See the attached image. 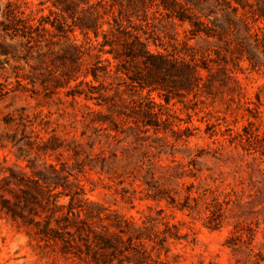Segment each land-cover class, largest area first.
I'll list each match as a JSON object with an SVG mask.
<instances>
[{
  "label": "rangeland",
  "instance_id": "374dc122",
  "mask_svg": "<svg viewBox=\"0 0 264 264\" xmlns=\"http://www.w3.org/2000/svg\"><path fill=\"white\" fill-rule=\"evenodd\" d=\"M59 8L57 0H0V170L34 177L40 170L50 174L53 165L66 177V193L131 223L140 239L89 250L79 242L66 252L40 238L21 213L0 209V264H138L136 252L149 264H264L262 58L251 66L234 52L232 35L187 41V24H171L155 7L146 8L151 27L145 29L158 44L152 50L177 49L192 64L183 51L188 43L211 60L209 70L196 61L200 78L189 87L167 76L154 91L144 90L141 97L161 105L155 125L144 126L147 101L128 78L141 68L131 64L125 71L101 53L93 79L101 31L85 36L68 18L60 36ZM106 21L113 25L104 15V31ZM108 41L104 50H120L115 37ZM71 43L83 54L77 61ZM7 174L0 175V195L28 191L46 212L30 186ZM23 215L34 218L26 209Z\"/></svg>",
  "mask_w": 264,
  "mask_h": 264
},
{
  "label": "trees",
  "instance_id": "16d2710c",
  "mask_svg": "<svg viewBox=\"0 0 264 264\" xmlns=\"http://www.w3.org/2000/svg\"><path fill=\"white\" fill-rule=\"evenodd\" d=\"M57 1L60 3L59 11L63 22H58L55 30L60 36H62L68 18L71 19L73 27H77L85 36L89 31H93L97 37L98 32L101 31L103 43L100 44L101 49L95 55L97 61L90 70L93 79L97 80L99 76L101 67L97 64L103 62L100 59V54L108 53L114 60L119 61L118 66H121L125 71L131 64L141 68V70L137 69L132 76H128L133 87L139 91L140 97L144 90H147L149 94L157 89V86L165 83L167 76L179 78L185 87L191 86L200 78L199 65L196 61L202 63L200 66L202 69L209 70L206 63L211 60L208 54L198 52L188 43H185L183 51L188 55L192 64L187 62L177 49H174L175 52H169L166 48H164L165 52L157 49L152 50L150 45L158 47V44H155L154 40L150 42L151 37L146 30L151 27V23L145 18L146 8L149 7H155L159 14L163 13V16H166L171 24H174L175 21L179 24H187L190 34L187 41L201 38L209 42V39L221 40L224 36L232 35L235 42L234 52L245 57L251 66L259 65L257 61L261 57L263 60L261 65L264 66V0ZM250 1H254L255 4ZM254 5L256 6L255 10L252 9ZM78 10L82 13L81 18L76 16ZM114 10L119 14L121 21L124 19L127 22L125 26L117 20ZM140 13L143 15V19L140 18ZM104 15L111 17L113 21V25L106 21L109 26L106 31L102 30L100 22ZM132 18H135L137 23L133 22ZM27 35L26 32H22L23 37ZM109 35L116 38L120 46L118 52L111 49L104 50L106 45L112 44L111 41H108ZM70 47L75 51L72 56L74 61L83 56L75 43H71ZM215 54L218 56L217 52ZM105 62L109 63L107 59ZM227 62L225 57L224 63ZM219 70L226 72L224 67H219ZM148 94L141 97L147 101L148 105L142 114L146 117L143 125L154 126L153 121H157L158 117L156 108L161 105L149 101ZM77 95L90 99L82 91L77 92ZM164 102L167 104L169 100L165 97ZM46 170L50 171V174L40 170L34 173V177L27 175L25 171H20L17 174L12 170H0V175L8 173L7 179L30 186L42 198L45 206H48L46 212L43 210L41 202L30 192L21 191L20 194H16L8 189L1 190L0 209L12 217L21 213L20 217L26 219L28 225L36 228L40 238L58 242L66 252H71V248L76 247L79 242L89 250L92 244L109 248L140 239L136 234L138 229L134 228L131 223L119 220L115 215H102L99 205L82 201L77 193H66V177L61 175L53 165H49ZM59 187L62 188V191H58ZM6 193L10 194L11 198H7ZM61 198L69 199L66 206L59 204ZM36 205H38V209L35 207ZM24 209L28 210L29 216L34 218L25 217ZM93 225L99 227L100 230H96ZM136 256L138 264H149L146 254L136 252Z\"/></svg>",
  "mask_w": 264,
  "mask_h": 264
}]
</instances>
